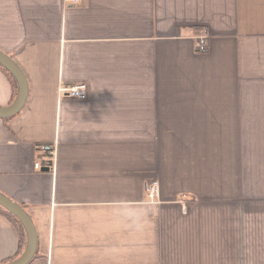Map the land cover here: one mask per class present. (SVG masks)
I'll use <instances>...</instances> for the list:
<instances>
[{
	"label": "crops",
	"instance_id": "crops-1",
	"mask_svg": "<svg viewBox=\"0 0 264 264\" xmlns=\"http://www.w3.org/2000/svg\"><path fill=\"white\" fill-rule=\"evenodd\" d=\"M0 51L28 87L0 118L28 264H264V0H0ZM18 245L0 212V264Z\"/></svg>",
	"mask_w": 264,
	"mask_h": 264
},
{
	"label": "water",
	"instance_id": "water-1",
	"mask_svg": "<svg viewBox=\"0 0 264 264\" xmlns=\"http://www.w3.org/2000/svg\"><path fill=\"white\" fill-rule=\"evenodd\" d=\"M0 64H2L15 78L17 82V96L15 100L6 107H0V118H8L15 115L25 104L27 96V81L24 73L15 61L8 55L0 51ZM48 168H44L47 170ZM0 205L13 213L23 224L27 242L22 254L16 259L4 264H28L34 256L36 250L37 236L33 223L27 212L20 205L16 204L6 196L0 193Z\"/></svg>",
	"mask_w": 264,
	"mask_h": 264
},
{
	"label": "built area",
	"instance_id": "built-area-1",
	"mask_svg": "<svg viewBox=\"0 0 264 264\" xmlns=\"http://www.w3.org/2000/svg\"><path fill=\"white\" fill-rule=\"evenodd\" d=\"M70 1L71 4L75 5L79 2V0H68ZM208 49V43L205 37L201 36L199 37L197 43H196V50L199 52H205ZM62 94L65 96L71 97V98H85L86 97V86L84 84H77L69 87H65L61 89ZM42 150L48 154V157L46 158L45 161L48 162L50 154L52 152L46 151L43 147H41ZM42 161L38 160L34 163V169L40 170L42 166ZM159 196V184L157 181H152L146 186V197L148 198L149 201L151 202H156Z\"/></svg>",
	"mask_w": 264,
	"mask_h": 264
},
{
	"label": "trees",
	"instance_id": "trees-1",
	"mask_svg": "<svg viewBox=\"0 0 264 264\" xmlns=\"http://www.w3.org/2000/svg\"><path fill=\"white\" fill-rule=\"evenodd\" d=\"M0 69L10 78V80L13 82V84H15V93H14V99H13V101H14L16 96H17V91H18L17 82H16L15 78L13 77V75L2 64H0ZM0 212L11 221V223L15 227L17 234H18V240H19L18 250L16 252V255L10 259V261H11V260H14L17 257H19L22 254V252L24 251V249L26 247V242H27V235H26V232H25V229H24L22 222L13 213L8 211L7 209L2 207L1 205H0Z\"/></svg>",
	"mask_w": 264,
	"mask_h": 264
}]
</instances>
